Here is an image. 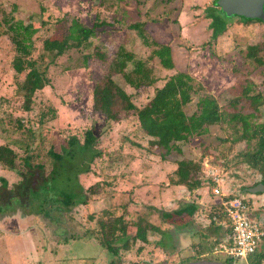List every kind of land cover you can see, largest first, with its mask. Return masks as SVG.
I'll return each instance as SVG.
<instances>
[{"label":"rangeland","instance_id":"374dc122","mask_svg":"<svg viewBox=\"0 0 264 264\" xmlns=\"http://www.w3.org/2000/svg\"><path fill=\"white\" fill-rule=\"evenodd\" d=\"M213 2L0 0V144H11L18 156L16 169L0 164V188L3 178L7 180V188H16L6 189L5 194L0 192V264H110L112 260L113 264L138 261L181 264L186 259L202 256L191 242L195 235L189 227L181 228L161 217V212L177 208L180 202L194 201L201 205L195 213L197 227L194 230L200 226L213 233V224H217L212 221L208 227L202 223V219L209 221L212 205L220 199L210 192L205 173L200 177L201 186L193 190L174 183L176 162L183 157L202 158L199 176L203 174L204 165L206 169L211 165L223 172L226 194L254 202L261 200L263 204L257 213L264 219V192L249 190L261 180V173L242 157L258 147V137L234 141L240 133L233 132L227 118L209 124L199 136L190 135V141L179 142L180 150L167 151L150 146L148 135L140 129L132 111L114 121L106 119L93 105L96 79L107 71L116 53L126 50L134 53V59H147L165 44L171 48L175 65L165 68L156 56L150 61L159 80L152 86L127 87L136 105L148 101L155 87L179 70L193 76L196 87L192 100L184 105L188 115L198 109L199 98L208 93L217 99L222 113L234 111L229 101L241 95L249 83L251 89L254 87L264 96V63L246 60L251 43H258L259 47L264 44V23H249L243 17L221 13L226 30L214 37L211 18L207 16ZM73 17L87 26L94 25L96 32L83 46L70 47L53 63L42 55L43 41L47 37H62ZM19 21L34 29L30 58L39 61L43 58L48 64L50 82L37 90L30 102L18 90L24 74L18 73L12 65L17 53L13 39L16 30L8 26ZM142 21L145 36L132 27ZM256 51L264 57L263 49ZM237 108L242 114L254 109L244 96ZM164 118V114L154 112L147 120L152 125L159 124L163 131L174 130L175 125L165 122ZM249 120L264 122V105ZM235 124L242 125L241 121ZM89 129L98 137L95 146L101 154L89 161L90 170L83 171L79 169L83 167L82 156L76 154L71 159L67 150L73 151L76 147L69 143L73 136L83 142ZM179 131L188 132L181 128ZM52 152L62 154L64 160L54 157ZM26 156H30L34 165L32 174L28 173ZM39 163L44 166L39 167ZM55 166L58 172L53 179L43 177ZM71 166L74 170L69 171ZM77 175L84 187L104 182V190L89 194L86 202L66 207L55 192L65 186L79 191ZM49 187L55 188V192H51L53 196L47 191ZM106 208L115 215H123L131 234L140 216L151 220L158 229L149 231L148 242L137 240L130 249H121L115 256L92 232L96 224L89 218L90 214ZM213 250H208L207 258L225 261L224 254Z\"/></svg>","mask_w":264,"mask_h":264},{"label":"trees","instance_id":"16d2710c","mask_svg":"<svg viewBox=\"0 0 264 264\" xmlns=\"http://www.w3.org/2000/svg\"><path fill=\"white\" fill-rule=\"evenodd\" d=\"M207 16L211 18L210 24L213 29V36L218 37V35L226 30L225 23L222 22V14L218 0H214L213 4L209 7ZM243 19L247 20L245 17ZM2 21H4V18ZM6 21L8 22V20ZM144 26V21L132 24V27L136 28L142 36L146 35ZM8 29L16 30V33L13 34V39L17 53L13 57L12 65L18 73L24 74L23 80L18 84V90L23 92L24 96L30 102L33 100L32 98L35 92L43 89L50 82L47 73L48 64L43 58L41 61L38 58H30L32 54L30 47L33 43L32 36L34 32L31 25L24 26L19 21L16 24H9ZM95 32L94 25L87 26L79 21L78 18L73 17L67 25V32L62 37H47L44 39L42 55L49 57L50 61L54 63L55 58L65 53L70 47L75 46L80 48L83 46ZM163 46L162 49H158L156 53L147 59H134V53L126 50L116 53L111 58L107 71L100 78L96 79L92 92L94 108L104 114L106 119L114 121L128 116L127 114L132 111L133 117L139 122L140 129L148 135L150 146L163 147L167 151L173 150V148L180 150L178 146L179 142H188L190 141V135L199 136L208 129L207 126L209 124L222 122L228 118L229 122L232 123L233 132L235 134L240 133L235 136L234 141L244 137L248 138V140L258 137V147L252 151L248 150L244 156L242 154L241 156L250 167L261 173V179L264 180V122L251 123L249 120V117L255 116L256 112L260 110V106L264 105V96L261 91L255 90L254 87L251 89L250 83L246 85L241 95H236L229 101L234 107V111H223L222 113L217 99L208 93L199 98L198 109L193 114L188 115L184 110V105L192 100L193 93H196V87L193 83L194 80H192L193 76L179 70L167 77L162 85H157L154 93L148 97V101L141 106L136 105L132 93L127 87L131 86L138 89L143 86H152L159 80V77L155 74L156 69L150 61L156 56L155 58H157L160 65L165 68H173L175 65L170 46L166 44ZM254 48L250 49L246 60H254L258 64H263L264 57L258 54L259 52ZM99 54L103 58L107 57L105 54ZM129 62L132 63L131 67H129ZM242 96L249 100V104L254 108L253 111L244 114L241 113L242 111H238L237 105ZM154 112L164 114L165 122L175 125L174 130L163 131L159 124L152 125L148 123L147 118ZM237 121H241V127L235 124ZM179 128L188 130V132H181ZM97 139L98 137L93 129L86 131L83 142H80L76 136L70 139L69 143L76 147L73 148V151H67L71 159L76 154L82 156L83 161L81 165L83 167L79 168L80 170H90L88 165L89 161L101 154L95 146ZM52 155L64 160L62 154L52 152ZM17 157L16 151L11 144H0L1 165L8 169H16ZM30 161V156H26L25 163L28 166V173L32 174L33 172L31 170L34 165ZM176 163L175 173L177 174V178H175L174 183L184 185L190 190L201 186L202 179H200L198 173L201 171L202 158L183 157L178 159ZM38 166L43 167L44 165L39 163ZM61 166H63V161H61ZM57 168L58 166H55L48 176L43 175V177L53 179L56 172H58ZM72 170L74 168L71 166L69 171ZM24 175H27V173ZM7 184V180L3 178L0 192L3 191V194H5L7 190H16L15 187L7 188ZM76 185L79 186V191L75 188H67L66 186L57 192H55V188L51 190V187L47 188V191L51 195L55 192L57 194L56 196L62 200L61 204L69 207L75 203L86 202L89 194L97 193L98 190H104V182H97L95 185L86 188L81 185L78 178ZM77 197L81 199L79 198L77 200ZM198 206L194 201L180 202L177 208L161 212V217L165 221L171 224L177 223L181 227L187 225L188 227H197L194 222V212ZM214 215H217L218 222L225 219L223 212H219V209L214 211ZM89 218L94 219L96 224L95 231L92 230V232L96 234L95 236L101 245L111 251L115 256L119 255L121 249H130L137 240L148 242L149 231L158 229V226L154 225L151 220L140 216L136 221V230L131 234L128 229L129 225L124 220L123 215H115L113 211L107 208L102 209L97 214H90ZM227 231H230L229 225ZM193 246L198 248L197 253L203 252L202 250H204L202 245L198 246L194 244ZM263 257L264 252L261 254L260 259ZM192 258L201 259L204 257L197 256ZM192 258L186 259L182 263ZM205 258L207 257L205 256ZM225 261L232 264L231 260L227 257H225ZM113 263L114 260L110 262V264ZM254 263L260 264L259 260H255ZM134 264H145V262L138 261Z\"/></svg>","mask_w":264,"mask_h":264},{"label":"built area","instance_id":"2783aa9c","mask_svg":"<svg viewBox=\"0 0 264 264\" xmlns=\"http://www.w3.org/2000/svg\"><path fill=\"white\" fill-rule=\"evenodd\" d=\"M205 173V175H204ZM205 183L210 186L212 194L220 196L216 202L219 212L225 216L224 222L230 226L224 242L218 243L213 252L224 254L232 264H251L249 257L254 255L264 241V224L254 218L251 200L242 196H230L223 191V172L215 166L204 168ZM214 219L218 220L217 215Z\"/></svg>","mask_w":264,"mask_h":264},{"label":"crops","instance_id":"0c3cea01","mask_svg":"<svg viewBox=\"0 0 264 264\" xmlns=\"http://www.w3.org/2000/svg\"><path fill=\"white\" fill-rule=\"evenodd\" d=\"M210 192L212 193L211 190H210ZM232 195H234V194H232ZM252 204L257 205L258 207H255V205H254V207H252ZM262 204L263 203H262L261 200L257 201V202H254V200H253L252 203H251V208H252L251 209L252 210L251 215L254 218H256L257 220L261 219L264 222V219H262L257 213V210H259L258 208ZM200 206L201 205H199L197 209H199ZM212 207H214V208L211 210L209 218L206 217L207 219H209V221L207 222L206 220L202 219V223L203 224L205 223L208 227H210V225L213 224L212 221H216L217 224L214 223L213 227H212V228H214L213 233H210L205 228H202L200 226L197 228V230H194V228L196 226L189 227L191 229V233H194L193 235H195V239L193 241H191V242H194L193 244H197L198 246L202 245L204 247L203 248L204 250H202L203 252H200V255H202L203 257L206 256V255H209L208 250L211 249V248H214L216 246L215 244L220 243V242H224L225 239H226V236H227V234L229 232V231H227V227L228 226H227L226 222H224L225 219L220 221V222H218L217 220L214 219V211H216L217 205H214V206L212 205ZM195 213H196V211L194 212V221H195ZM187 227H188V225H187ZM181 228H186V227L182 226ZM196 233H199L198 234L200 236L199 239H197ZM263 252H264V241L260 245L258 251L254 254L255 256L253 258H252L253 255L249 257V261L248 262L251 263V264H255L254 261L255 260H259L260 264H264V257L260 259V256H261V254Z\"/></svg>","mask_w":264,"mask_h":264},{"label":"water","instance_id":"95a60500","mask_svg":"<svg viewBox=\"0 0 264 264\" xmlns=\"http://www.w3.org/2000/svg\"><path fill=\"white\" fill-rule=\"evenodd\" d=\"M220 12L226 16H240L260 19L264 22V0H218ZM252 192H264V182L249 188ZM182 264H229L223 260L201 258L186 261Z\"/></svg>","mask_w":264,"mask_h":264},{"label":"flooded vegetation","instance_id":"af4514ba","mask_svg":"<svg viewBox=\"0 0 264 264\" xmlns=\"http://www.w3.org/2000/svg\"><path fill=\"white\" fill-rule=\"evenodd\" d=\"M241 19H239V21H240ZM246 22H251V21H256V22H260L261 24L262 23H264L262 20H260V19H256V18H254V19H251V18H247V20H245ZM242 22H243V20H242ZM262 40H264V39H262ZM258 43H251L248 47H247V49H253V47H255L256 45H257ZM258 46V45H257ZM254 49H263L264 50V44L262 45V47H255ZM258 182H264V180H260V181H258ZM257 182V183H258ZM256 183V184H257Z\"/></svg>","mask_w":264,"mask_h":264}]
</instances>
